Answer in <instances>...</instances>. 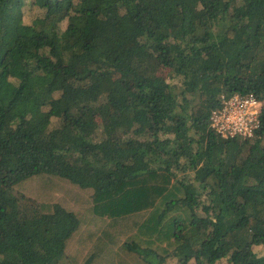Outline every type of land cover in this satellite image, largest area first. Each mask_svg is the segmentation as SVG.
<instances>
[{"label": "trees", "instance_id": "trees-1", "mask_svg": "<svg viewBox=\"0 0 264 264\" xmlns=\"http://www.w3.org/2000/svg\"><path fill=\"white\" fill-rule=\"evenodd\" d=\"M235 94L264 102V0H0V264H264Z\"/></svg>", "mask_w": 264, "mask_h": 264}, {"label": "built area", "instance_id": "built-area-1", "mask_svg": "<svg viewBox=\"0 0 264 264\" xmlns=\"http://www.w3.org/2000/svg\"><path fill=\"white\" fill-rule=\"evenodd\" d=\"M264 102L257 100L253 95L235 94L225 99L223 107L214 111L212 126L223 137L240 134L244 137H253L259 127V116Z\"/></svg>", "mask_w": 264, "mask_h": 264}, {"label": "rangeland", "instance_id": "rangeland-1", "mask_svg": "<svg viewBox=\"0 0 264 264\" xmlns=\"http://www.w3.org/2000/svg\"><path fill=\"white\" fill-rule=\"evenodd\" d=\"M29 1V0H27ZM35 6H30L29 4L26 3V6L23 9L24 12V20L25 22L31 24L35 15L37 12L35 11L36 8ZM254 251L259 255V256H264V246H256L254 247ZM168 264H177L176 260L169 261ZM190 264H195V262H192ZM220 264H226V262H221Z\"/></svg>", "mask_w": 264, "mask_h": 264}]
</instances>
